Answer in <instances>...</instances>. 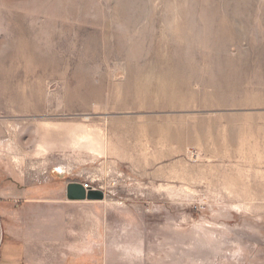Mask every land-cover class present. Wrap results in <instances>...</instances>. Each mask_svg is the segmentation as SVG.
I'll return each mask as SVG.
<instances>
[{
	"label": "rangeland",
	"instance_id": "374dc122",
	"mask_svg": "<svg viewBox=\"0 0 264 264\" xmlns=\"http://www.w3.org/2000/svg\"><path fill=\"white\" fill-rule=\"evenodd\" d=\"M211 12L253 62L238 102L145 105L184 45L166 30ZM158 42L136 92L126 64ZM262 51L264 0H0V264H264Z\"/></svg>",
	"mask_w": 264,
	"mask_h": 264
},
{
	"label": "bare ground",
	"instance_id": "6f19581e",
	"mask_svg": "<svg viewBox=\"0 0 264 264\" xmlns=\"http://www.w3.org/2000/svg\"><path fill=\"white\" fill-rule=\"evenodd\" d=\"M183 18H185V22L188 21L191 24H188L189 27L186 25L184 28H182L181 31L177 32H174L171 28H168L166 30V33L173 38L184 42V45L178 48L179 54L175 53L174 51L167 52V56L163 58V60L170 62V65L161 67V72H158V75L155 76L158 84L154 85V89L157 90H147L146 96L148 98L143 103L145 105L151 104L152 97L158 94L160 101H164L166 99H177V101L174 102L177 104H181L178 100L180 94L188 92L191 97H195L196 94L195 91H193V86L197 84L211 89V91L209 92V96L212 98V102L217 101L221 104H226V102L228 101H231L230 103L238 102L234 98L236 95H238V92L236 91L238 89L240 90L241 86L245 85L244 83L242 85V83L240 82L232 83V81L235 78H243V82H245L244 77L251 72L253 67V62H251L249 53H247V56H242L241 51H239L238 54L236 53L237 55H231L227 52L229 38L222 36V33H224V31H222L221 29L224 28V25L217 23L218 20L214 17V13H210V17H208V21L205 24H203L202 26L196 25L195 28H192L194 22L188 20L185 13H183ZM198 31H200L199 35H196V32ZM151 33V31L148 32L149 38L153 35ZM131 40L133 43H135V45H138L139 42L140 45L142 44V39H138L136 38V36L134 38H131ZM208 42H213V46L208 47ZM220 46L224 47L218 49ZM139 47L141 48V46ZM162 50L165 51V48L160 44L159 47L155 49V55L147 56L148 52H145L146 50L143 48L141 52H144L145 54L142 55L141 52H138V54L136 53L137 55L133 54L136 56V58H131L128 63L126 62V80L131 81V86L133 87V89H135L136 92L140 93L142 88L146 86H142L140 82L144 81L142 79L147 72L153 70V67L155 66L157 61L161 60L159 55L161 54ZM133 51H135L134 47ZM260 57L264 58V51L260 53ZM226 65H229V68ZM255 69H257L261 73V75H257H260V78L262 79L261 82H263L264 84V61L261 62V64H257ZM213 103L217 104L215 102ZM254 125H257V123L255 124L254 122ZM254 125L251 133H260L261 129L255 130ZM234 130L235 129L233 126V131Z\"/></svg>",
	"mask_w": 264,
	"mask_h": 264
},
{
	"label": "water",
	"instance_id": "95a60500",
	"mask_svg": "<svg viewBox=\"0 0 264 264\" xmlns=\"http://www.w3.org/2000/svg\"><path fill=\"white\" fill-rule=\"evenodd\" d=\"M66 195L70 200H94L103 199L105 192L93 187L86 188L81 182L73 181L67 184Z\"/></svg>",
	"mask_w": 264,
	"mask_h": 264
},
{
	"label": "built area",
	"instance_id": "2783aa9c",
	"mask_svg": "<svg viewBox=\"0 0 264 264\" xmlns=\"http://www.w3.org/2000/svg\"><path fill=\"white\" fill-rule=\"evenodd\" d=\"M84 185H85V187H88V186H89V184H88V183H84Z\"/></svg>",
	"mask_w": 264,
	"mask_h": 264
},
{
	"label": "crops",
	"instance_id": "0c3cea01",
	"mask_svg": "<svg viewBox=\"0 0 264 264\" xmlns=\"http://www.w3.org/2000/svg\"><path fill=\"white\" fill-rule=\"evenodd\" d=\"M12 251H14V250L12 249ZM9 254H12V252H9Z\"/></svg>",
	"mask_w": 264,
	"mask_h": 264
}]
</instances>
